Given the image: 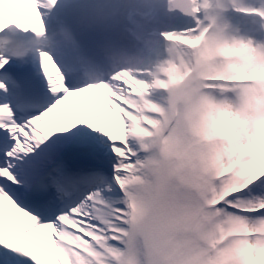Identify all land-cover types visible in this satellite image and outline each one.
Here are the masks:
<instances>
[{"label":"bare ground","instance_id":"6f19581e","mask_svg":"<svg viewBox=\"0 0 264 264\" xmlns=\"http://www.w3.org/2000/svg\"><path fill=\"white\" fill-rule=\"evenodd\" d=\"M56 1L62 0H0V36L28 22L38 23L41 33L38 43L33 44L40 52L31 61L25 60L20 50L4 48L0 38V154L5 157L3 167L16 179L21 175L19 170L30 174L40 172L44 165L52 168L50 172H43L51 182L56 180L52 170L61 173V179H66L64 187H69L70 192L56 188L59 207L67 202L69 194L77 193L80 188L86 190L78 202L68 205L67 213L58 211L64 214L48 228L41 227L39 220L19 213L14 201L11 211H7L0 195V253L11 249L13 254L22 250L33 253L30 264H85L86 261L110 264L105 256L123 253L122 246L113 248L120 235L129 228L148 231L153 222L159 221L156 214L167 213L165 206L155 205L156 196L166 191L167 159L161 150L160 136L171 118V111L176 108L183 82L194 78L197 72L194 67L180 78L173 66L174 59L189 60V52L196 55L205 31L213 24L218 0H192L194 17L184 26L166 22L164 16L169 0H130L123 4L127 24L133 26L129 36L131 44H135L132 49L135 57L128 54L122 63L135 64L113 72L114 66L109 73L110 80H101L98 86L90 84L88 88L71 90L61 86V70L56 63L64 58L60 49H64L60 43L64 37L59 34L57 39L48 40L44 36L42 16ZM227 5L229 9L222 12L232 15V20L222 34L236 32L242 42L236 49V57L240 56L245 62L255 61L257 57L243 42L248 35L237 31L236 16L247 15L253 19L257 12L264 10V0H252L248 6L241 0H230ZM262 39L264 44V35ZM22 63H32L44 79L43 91L46 90L48 104L38 116L17 124L10 120L6 110L8 97L14 96L17 90L8 82L12 79L7 78V73L10 68L21 67ZM148 64L150 72L145 73ZM59 65L63 66L61 62ZM32 74L34 76L35 72ZM258 84L261 96L251 118L256 139L240 159L244 162L252 158L254 163L252 176L241 185L247 188V194L239 193L240 188L234 186L221 199L235 212L251 210L250 215L264 221V75H259ZM237 87L236 84L235 89L230 90L238 98L246 97L249 91L237 94ZM179 113H182L181 108ZM229 115L228 109L220 113L221 139L232 140L237 135V125L228 122ZM62 119L66 120L65 126ZM240 127L248 131L245 123ZM76 145L80 148L74 149ZM70 172H75L76 176L68 180ZM188 188L184 194L171 193L172 206L166 218L169 225L181 214L192 215L197 206L204 203L194 187ZM116 189L124 196L127 208L118 203ZM7 193L11 194L10 190ZM253 195L256 199L247 203ZM14 227L22 230L16 239L22 241V246L18 247L16 241L3 246L9 237L6 235ZM49 236L55 241L51 242ZM257 238L261 245L248 264H264V243L262 238ZM247 250H250L247 245L238 249L241 261H245L244 251ZM53 255L59 262L52 260ZM17 258L21 259L20 255ZM0 264H5L1 254Z\"/></svg>","mask_w":264,"mask_h":264},{"label":"rangeland","instance_id":"374dc122","mask_svg":"<svg viewBox=\"0 0 264 264\" xmlns=\"http://www.w3.org/2000/svg\"><path fill=\"white\" fill-rule=\"evenodd\" d=\"M228 1L230 0H218L213 24L205 31V38L201 40V47L196 55L189 52V60H174L173 66L180 78L194 67L197 72L194 78L183 82L181 96L175 102L174 118L161 137L162 152L167 159L166 182L175 194L187 193L188 187H194L205 204L163 235L159 253L167 264H248L251 258L257 255V247L261 245L258 238H237L233 232L237 228L256 229L264 224L255 216L226 209L220 202L230 187L240 188L253 174L252 158H247L244 162L240 159L256 139L251 118L255 104L261 96L259 85L249 87L250 91L255 89V92L247 95L246 99L226 98L224 101L218 98L219 90H203L207 85L225 89L232 85L225 82L217 86V81H204L205 76L215 79L219 76L231 78L241 75L239 73L255 74L257 71L261 75L264 74V48L261 41L251 43L250 38L243 40L249 51L259 57L255 61L245 62L243 58L236 59L233 55L241 45L237 36L233 33L222 34L230 20L222 12L228 8ZM241 1L247 4L250 0ZM180 108L182 113H179ZM224 109L229 110L230 124L237 125V135L232 140L220 138L222 128L218 111ZM242 123H245V129L248 131L240 127ZM236 160L239 162L233 166ZM161 192L156 196V206L165 205L172 199L169 193ZM211 201L217 203L208 204ZM171 204L172 202L167 203V208ZM15 228L6 236H13ZM222 237L224 239L220 240ZM124 238L125 255L119 259L107 256L105 260L110 264H148L144 247L137 234L127 233L121 240ZM50 241L55 240L50 238ZM244 245L250 250L244 251L246 258L241 261L238 249L241 250ZM18 254H13L15 259L12 256L3 261L5 264H22L17 258ZM52 260L57 261V258L53 255ZM75 262L79 260L75 259ZM85 263L98 264L89 261Z\"/></svg>","mask_w":264,"mask_h":264},{"label":"water","instance_id":"95a60500","mask_svg":"<svg viewBox=\"0 0 264 264\" xmlns=\"http://www.w3.org/2000/svg\"><path fill=\"white\" fill-rule=\"evenodd\" d=\"M193 14L191 0H170L166 19L173 24L184 25L191 21Z\"/></svg>","mask_w":264,"mask_h":264}]
</instances>
